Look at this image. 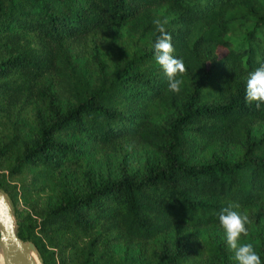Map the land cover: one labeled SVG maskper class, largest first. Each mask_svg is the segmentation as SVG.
<instances>
[{"label":"trees","instance_id":"obj_1","mask_svg":"<svg viewBox=\"0 0 264 264\" xmlns=\"http://www.w3.org/2000/svg\"><path fill=\"white\" fill-rule=\"evenodd\" d=\"M159 20L186 73L155 60ZM264 0H0V190L41 264H264ZM14 180V182H13Z\"/></svg>","mask_w":264,"mask_h":264},{"label":"clouds","instance_id":"obj_2","mask_svg":"<svg viewBox=\"0 0 264 264\" xmlns=\"http://www.w3.org/2000/svg\"><path fill=\"white\" fill-rule=\"evenodd\" d=\"M158 36L155 44V60L164 71L168 81L169 90L178 93L183 83L182 77L186 73V67L182 59L173 56L174 48L171 43V35L165 31L163 24L155 21ZM245 100L247 103H256L257 108L264 104V64L250 73ZM219 222L224 230L229 249L234 253L237 264H261L259 255L251 243H241V237L248 236V216L242 215L231 207L224 208L219 216Z\"/></svg>","mask_w":264,"mask_h":264},{"label":"water","instance_id":"obj_3","mask_svg":"<svg viewBox=\"0 0 264 264\" xmlns=\"http://www.w3.org/2000/svg\"><path fill=\"white\" fill-rule=\"evenodd\" d=\"M31 248L36 251L31 242L23 241L17 235L13 209L6 194L0 190V251L4 264H38Z\"/></svg>","mask_w":264,"mask_h":264},{"label":"bare ground","instance_id":"obj_4","mask_svg":"<svg viewBox=\"0 0 264 264\" xmlns=\"http://www.w3.org/2000/svg\"><path fill=\"white\" fill-rule=\"evenodd\" d=\"M31 254L36 259L37 263L41 264V262L39 260V257H38L37 253L35 252V250L33 248H31ZM0 264H4L3 256H2V252L1 251H0Z\"/></svg>","mask_w":264,"mask_h":264},{"label":"rangeland","instance_id":"obj_5","mask_svg":"<svg viewBox=\"0 0 264 264\" xmlns=\"http://www.w3.org/2000/svg\"><path fill=\"white\" fill-rule=\"evenodd\" d=\"M13 182H14V180H13ZM6 197H7V195H6ZM7 199L9 200V198L7 197ZM9 202H10V200H9ZM36 252V251H35ZM40 260V259H39ZM41 262V261H40Z\"/></svg>","mask_w":264,"mask_h":264}]
</instances>
